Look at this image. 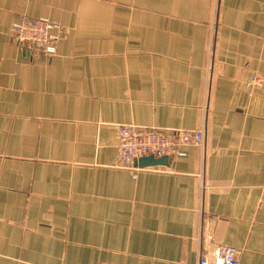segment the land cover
<instances>
[{
    "label": "crops",
    "instance_id": "0c3cea01",
    "mask_svg": "<svg viewBox=\"0 0 264 264\" xmlns=\"http://www.w3.org/2000/svg\"><path fill=\"white\" fill-rule=\"evenodd\" d=\"M22 15L61 24L54 56L12 42ZM255 76L264 0H0V264H198L222 246L264 264ZM123 125L205 146L122 169Z\"/></svg>",
    "mask_w": 264,
    "mask_h": 264
},
{
    "label": "built area",
    "instance_id": "2783aa9c",
    "mask_svg": "<svg viewBox=\"0 0 264 264\" xmlns=\"http://www.w3.org/2000/svg\"><path fill=\"white\" fill-rule=\"evenodd\" d=\"M64 28L57 21L48 18L20 16L11 26L12 42L20 51L34 57L54 56L59 43L64 39ZM247 87L264 86V80L253 77ZM205 133L200 130H166L155 127L139 128L123 125L119 128L117 144V165L127 170H138L137 163L145 158L163 159L182 156L188 147L203 149ZM239 252L234 247L222 246L213 257L202 255L198 264H240Z\"/></svg>",
    "mask_w": 264,
    "mask_h": 264
},
{
    "label": "water",
    "instance_id": "95a60500",
    "mask_svg": "<svg viewBox=\"0 0 264 264\" xmlns=\"http://www.w3.org/2000/svg\"><path fill=\"white\" fill-rule=\"evenodd\" d=\"M169 158H163L161 160H154L152 158H147V159H142L140 160L137 164L141 163V162H150L151 165H160V164H165V161L168 160Z\"/></svg>",
    "mask_w": 264,
    "mask_h": 264
}]
</instances>
